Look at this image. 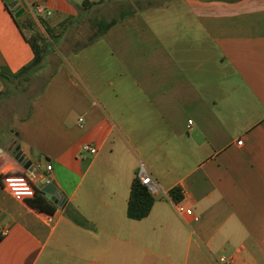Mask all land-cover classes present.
<instances>
[{
  "label": "crops",
  "instance_id": "1",
  "mask_svg": "<svg viewBox=\"0 0 264 264\" xmlns=\"http://www.w3.org/2000/svg\"><path fill=\"white\" fill-rule=\"evenodd\" d=\"M84 1L101 0H0V74L13 77L34 60L27 38L40 18L56 27ZM84 7L117 22L57 57L45 91L0 130V173L31 172L36 188L54 181L64 199L58 205L37 188L55 208L39 212L0 185V264H264V0ZM141 166L160 191L150 215L133 220L128 201Z\"/></svg>",
  "mask_w": 264,
  "mask_h": 264
},
{
  "label": "trees",
  "instance_id": "2",
  "mask_svg": "<svg viewBox=\"0 0 264 264\" xmlns=\"http://www.w3.org/2000/svg\"><path fill=\"white\" fill-rule=\"evenodd\" d=\"M104 1L106 0H101L99 2L94 3L84 1L83 5H97L103 3ZM126 15L127 14L123 13L120 15V18H124ZM70 19L71 17L67 20ZM40 22L45 27V30L51 40L57 37V35L55 34L56 27H52L44 18H40ZM66 22L67 21H64L58 26L64 27ZM116 22L117 20L96 21L95 25L100 27L101 32L99 34H95L92 38H90L89 41L85 45H83V48L98 40ZM19 26L23 28L20 23ZM25 26L27 27V29L32 28L31 23H28V25ZM27 40L34 50V60L30 64L22 68L19 72L15 73L13 77L0 74V80L4 85V90L0 93V113L3 104L7 99H10L16 93L18 94V92H27L28 88L32 85L35 78L38 77L41 73H43L45 70H47L50 66L49 56L54 53V48L52 47L51 43H49L48 39H46V37L41 33L35 32L31 35V37L27 38ZM54 74L55 73L53 72L51 77L42 87L39 94L33 97L32 100L40 96L45 91L48 82L53 78ZM3 179L4 176L0 173V185L4 186ZM170 196L175 202H179L182 199V195L179 189L172 190L170 192ZM27 201L29 205L36 211L45 212L49 214H53L55 211L54 205H50L49 202L39 193H37L34 198L28 199ZM155 202V196L152 195L148 191L147 187L142 184L138 176L135 177L131 185L130 197L128 201V217L133 220H143L147 218L150 215ZM66 214L78 225L82 227L89 226V222L76 209L72 207H67Z\"/></svg>",
  "mask_w": 264,
  "mask_h": 264
},
{
  "label": "rangeland",
  "instance_id": "3",
  "mask_svg": "<svg viewBox=\"0 0 264 264\" xmlns=\"http://www.w3.org/2000/svg\"><path fill=\"white\" fill-rule=\"evenodd\" d=\"M72 4L73 3L71 2V5ZM116 5V9H114L116 11L118 10L119 12L122 9L121 4ZM84 8V6H81L80 9L76 8L77 11L74 10L76 18L66 20L67 22L65 23L64 27L56 26L55 34L57 37L53 38L52 40L50 39L45 27L42 24H40V28H35L42 35H44L46 39H48L49 43H51L52 47L54 48V53L49 56L50 66L47 70L35 78L27 92H18V94L16 93L13 97L7 99L4 102L0 113V130L8 131V129H10L12 118L17 114H24L27 111L33 97L39 94L44 84L56 70L57 64L59 62L57 57H61V55L68 56L72 50L82 47L95 34H99L101 32L100 27L95 25L96 21L98 20L94 18L95 9L87 10ZM83 11H85L84 15L89 13L85 18L80 16L81 12ZM115 14H117V12ZM57 20H59V17L54 15L50 18L49 22L53 23L57 22ZM101 20L106 21V17L102 18Z\"/></svg>",
  "mask_w": 264,
  "mask_h": 264
},
{
  "label": "built area",
  "instance_id": "4",
  "mask_svg": "<svg viewBox=\"0 0 264 264\" xmlns=\"http://www.w3.org/2000/svg\"><path fill=\"white\" fill-rule=\"evenodd\" d=\"M243 141H239L238 145L242 146ZM83 152L90 153L92 155H95L98 153V148L96 146L90 145V144H84L82 147ZM53 166L48 165L47 170L52 171ZM31 177H33V173L30 172L29 175H8L4 176L3 183L4 187L8 192L17 200H28L32 199L37 194V188L32 183ZM138 177L141 180L142 184L147 187L148 191L155 195L160 191V187L157 184V182L153 179V177L147 172L146 168L144 166L140 167V170L138 172ZM164 193V192H163ZM165 196L166 193H164ZM178 210L181 214L186 213L188 215H194L192 209H187L183 206V204H178ZM196 221L199 220V217H194ZM234 262V259L228 258V257H221L220 263L221 264H232Z\"/></svg>",
  "mask_w": 264,
  "mask_h": 264
},
{
  "label": "water",
  "instance_id": "5",
  "mask_svg": "<svg viewBox=\"0 0 264 264\" xmlns=\"http://www.w3.org/2000/svg\"><path fill=\"white\" fill-rule=\"evenodd\" d=\"M12 8H15L18 12L16 13V17L20 14V6L17 5V3L12 4ZM17 155L16 160L22 163L24 161V156L22 155L20 148L17 147L16 149ZM30 163L27 165L26 168H29ZM37 188L40 189V193L45 195L48 199L51 201L57 203L58 205H61L64 201L63 197L60 194V191L54 181H49L48 179H45L43 182H40L37 185Z\"/></svg>",
  "mask_w": 264,
  "mask_h": 264
}]
</instances>
